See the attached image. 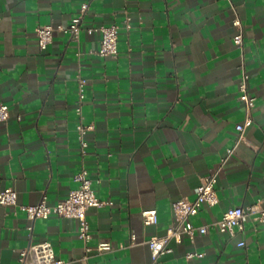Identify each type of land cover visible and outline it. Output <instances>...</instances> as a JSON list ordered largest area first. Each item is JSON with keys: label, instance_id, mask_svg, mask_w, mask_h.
Instances as JSON below:
<instances>
[{"label": "crops", "instance_id": "0c3cea01", "mask_svg": "<svg viewBox=\"0 0 264 264\" xmlns=\"http://www.w3.org/2000/svg\"><path fill=\"white\" fill-rule=\"evenodd\" d=\"M83 2L78 40L57 32L41 50L36 29L65 26ZM99 25L118 28L114 58L97 55L100 36L85 31ZM242 70L249 110L239 100ZM0 103L9 113L0 122V190H15L18 205L42 196L55 204L84 168L95 196L112 202L86 212L89 245H112L86 260L75 219H37L29 237L25 213L0 206V264H18L30 238L50 242L69 264H264L256 215L234 236L210 228L170 240L172 251L155 263L146 244L167 233L171 203L192 201L213 173L219 201L203 206L194 226L230 207L264 205V0H0ZM247 117L252 124L237 132ZM79 123L92 126L83 156ZM147 210L155 224L144 223ZM188 252L203 256L188 260Z\"/></svg>", "mask_w": 264, "mask_h": 264}, {"label": "built area", "instance_id": "2783aa9c", "mask_svg": "<svg viewBox=\"0 0 264 264\" xmlns=\"http://www.w3.org/2000/svg\"><path fill=\"white\" fill-rule=\"evenodd\" d=\"M89 4L83 2L79 7L78 15L72 18L68 24L62 25H44L36 29V37L38 47L44 50L53 40V36L57 32L67 34L71 41H77L80 31L81 23L84 15L88 10ZM233 26L240 28L238 19L233 20ZM88 34L98 33L100 36L99 48L97 55L102 58L117 56V33L118 28L115 25H99L90 26L85 29ZM233 43L236 46L242 45V33L239 32L234 35ZM248 75L244 70L241 72V80L239 83V100H241L246 109L254 106V98L247 92ZM80 88L84 84V80L79 79ZM83 95L79 93L76 112H81V104ZM9 117L8 106L0 103V122H5ZM252 124V119L247 117L242 124L235 126V130L239 133L244 128ZM92 130L91 125L79 123L76 126V133L80 144L81 155H85L88 148L87 134ZM241 139V137H238ZM76 187L69 191L67 197L55 204H48L46 196H42L40 201L34 205H18L17 193L11 188L0 190V206L2 207H18V209L25 213L31 225L27 227L29 237H31L32 224L37 219H47L50 215H57L63 218L75 219L78 223L77 235L84 244V255L82 260H86L90 253H103L112 250V245L109 242H98L94 247L89 245L91 240V232L89 223L86 218V212L89 208H100L111 205V201L99 200L93 190L92 182L87 177V171L82 168L74 177ZM216 174H210L203 177L195 189V198L192 201L186 199L176 200L171 203L172 210V224L167 230L165 236H153L146 241L150 251L151 262L155 263L157 259L172 249L168 247V242L174 240L180 243L183 237H188L191 241L195 234L204 235L210 228L216 229L220 233H227L234 236L236 232H242L244 229V222L250 215H256L257 221L264 227V205L259 202L248 208L230 207L221 216V218L208 225L194 226L191 218L195 217L203 206L213 207L219 199L215 190ZM142 217L146 225L156 223V211L147 210L142 212ZM239 247L244 246L241 241L237 244ZM203 254L196 252H188L185 258L190 260L193 258H200ZM18 264H69V262L57 259L54 254L52 245L48 241L32 242L31 238L28 245L23 248L18 254Z\"/></svg>", "mask_w": 264, "mask_h": 264}]
</instances>
